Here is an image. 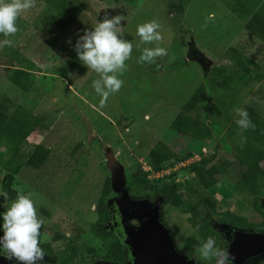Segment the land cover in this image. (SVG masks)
<instances>
[{"label": "rangeland", "instance_id": "374dc122", "mask_svg": "<svg viewBox=\"0 0 264 264\" xmlns=\"http://www.w3.org/2000/svg\"><path fill=\"white\" fill-rule=\"evenodd\" d=\"M70 1L80 9L75 20L67 21L35 0L36 6L17 18L18 31L0 38V103L8 115L23 106L41 121L24 152L30 154L41 145L50 150V155L38 170L23 167L15 177L16 189L30 196L37 216L44 221L40 234L43 241L50 240L54 232H75L79 228L78 264L85 261L88 248L103 247L91 228L99 217L96 205L106 179L110 181V191L104 206L111 215L115 206L128 213V205L135 201L162 202L160 197L150 200L135 193L129 186L130 179L148 163V154L156 143H171V122L200 85L205 87L208 98L191 115L199 116L215 134L209 146L222 140L227 128L237 121L235 109L249 106L264 117V37L255 35L254 27H245L217 0H189L182 14L177 11V0ZM212 13L214 19H207ZM118 14L124 17L121 38L131 42L133 49L125 61L126 70L117 74L122 87L110 94L102 106V97L92 86L100 76L81 63L75 45L79 36L93 29L105 15L111 18ZM152 21L160 25L157 31L163 39L142 43L137 27ZM155 47L166 49L167 55L157 57L151 64L138 62L144 48ZM229 48L244 51L258 63L260 71L251 75L245 89L233 88L234 103L227 113L221 104L216 105L220 86L210 82V74L213 68L233 70L227 56ZM22 59L35 75L26 93L6 79V70L17 67ZM72 60L74 64H70ZM227 97L222 94L219 98ZM229 115L231 121L227 122ZM214 121L222 122L224 127L212 125ZM229 154L225 149L217 152L214 161L222 163ZM237 171L235 165L227 168L209 191L201 190L187 170H178L164 180L149 181L153 186L166 181L181 183L180 195L188 202L208 196L215 201L218 213L230 211L250 221L259 220L249 200L232 190ZM4 174L0 168V193ZM260 191L264 214V180L260 181ZM12 202L0 197V214ZM161 207L162 217L171 225L179 246L200 256L197 249L203 243L187 221L186 205ZM202 213L216 230L231 229L219 215L208 210ZM2 223L0 215V233Z\"/></svg>", "mask_w": 264, "mask_h": 264}, {"label": "trees", "instance_id": "16d2710c", "mask_svg": "<svg viewBox=\"0 0 264 264\" xmlns=\"http://www.w3.org/2000/svg\"><path fill=\"white\" fill-rule=\"evenodd\" d=\"M39 1L67 21L75 20V17L80 12L79 7L70 0ZM217 1L241 23L246 25L245 27H254L255 35L259 34L264 37V0ZM188 2L189 0H177V11L179 14L184 12ZM3 37L4 35L0 33V38ZM227 56L230 63L233 64V70L228 71L222 67L213 68L210 74V82L212 84L219 83V97L222 94L229 97L223 98V100L218 97V100H216V105L221 104V109L229 113V107L234 103L231 93L234 92L233 88L245 89L248 86L251 75L259 74L260 66L246 55L244 51L240 52L234 48H229ZM74 61L72 60L70 64H74ZM26 63L22 59L17 67L6 70V79L23 93H26L31 87L35 77L31 72L33 68L28 67ZM207 98L208 93L205 87L200 85L171 122L168 132L171 143L169 145L162 141L156 143L148 154V164L155 171H158L167 164L173 165L187 159L193 152H201L203 148L210 149V151L214 149V152H209L210 154L204 156L198 164L186 168L194 177L197 186L203 191L211 190L216 185L217 179L226 174L227 168L235 165L238 171L233 179L232 190L248 199L249 206L253 211L263 214L259 198L261 196L260 181L264 180V117L254 108L244 106L242 109L247 111L249 118L255 125V129L242 130L234 121L227 128L221 138L222 140H218L214 146H209L215 138V134L210 126L203 122L199 116L194 117L191 115L198 110L199 105L207 101ZM239 118L237 115L236 119L238 120ZM226 121H231L230 115L226 118ZM211 124L216 126L224 125L220 121H214ZM40 126L41 121L39 118L25 107L17 106L8 115L2 109L0 103V149H3L0 152V168L5 171L1 180V193L6 192L8 194V202L15 201L17 196L21 194L16 189L15 177L22 168L26 166L38 170L50 155V150L41 145H37L30 154L24 152V147L27 145L29 137ZM197 145H199V149H196ZM224 149L230 153L229 158H224L222 163L215 162L217 152ZM129 186L143 198L151 200L155 199V197H160L163 205L169 204L180 207L185 204L189 214L187 221L203 242H206L207 238L211 236L217 244L216 230L203 216V210L217 214L221 220L231 224L235 222L242 223L245 220L230 211L218 213L215 201L208 196H203L196 202H188L187 198L180 195V190L183 188L181 183H169L166 181L159 186H153L142 170L133 173ZM109 191L110 181L106 179L96 205V212L99 217L91 228L95 235L102 236L103 230L100 227L102 224L107 223L110 217L109 212L104 207L105 197ZM79 231L78 228L75 233L79 234ZM58 236L56 235L54 239H58ZM68 247L73 248L69 257H74L76 255V245L68 244Z\"/></svg>", "mask_w": 264, "mask_h": 264}, {"label": "clouds", "instance_id": "9594fccd", "mask_svg": "<svg viewBox=\"0 0 264 264\" xmlns=\"http://www.w3.org/2000/svg\"><path fill=\"white\" fill-rule=\"evenodd\" d=\"M36 6L35 0H10L5 3L0 0V33L5 37L14 35L18 28L17 18ZM214 13L207 19H214ZM124 21L123 15L104 18L91 30L86 29L80 35L76 45L78 59L88 69L99 74L100 79L93 81V88L102 97L103 106L109 95L116 93L122 87L123 81L117 74L126 70L125 61L131 57L133 45L122 39ZM160 25L156 21L141 24L137 27V35L142 43L158 42L163 39L157 31ZM71 43V40L68 41ZM11 44V41H8ZM167 55V50L161 47L144 48L139 63H154L157 57ZM111 73V75H109ZM236 114L240 117L236 123L242 130L255 129V125L246 110L237 108ZM0 197L7 201L8 194L0 193ZM3 236L0 237V256L17 264H38L44 261L45 252L40 247V228L44 221L37 216V210L30 196L19 194L10 207L2 214ZM204 260L215 258L216 264H228L229 253L216 246V241L209 236L198 249Z\"/></svg>", "mask_w": 264, "mask_h": 264}, {"label": "flooded vegetation", "instance_id": "af4514ba", "mask_svg": "<svg viewBox=\"0 0 264 264\" xmlns=\"http://www.w3.org/2000/svg\"><path fill=\"white\" fill-rule=\"evenodd\" d=\"M162 204L163 201L158 207V213L154 214L156 206H151L148 202L140 209L142 212H138V218H127L118 211L119 206H115L117 209L110 214L108 222L102 224L105 227L102 236L95 235L101 240L103 247L100 250L88 248L85 261L78 264H181L176 261L179 257L193 260L196 264H216L215 258L204 260L198 254L189 253L179 246L171 225L162 217ZM134 213L136 214L130 211L131 215ZM257 215L259 220L250 221L242 217L245 219L242 223L231 224L224 221L231 229H215L216 246L230 254L228 264H264V214ZM56 235H59L58 239H54ZM77 235L74 231L54 232L48 241H43L40 236V247L45 252V258L38 264H77ZM2 236L3 233H0V237ZM197 237L204 243L198 235ZM68 244L76 245L74 257H69L73 248L68 247ZM0 264L17 262L0 256Z\"/></svg>", "mask_w": 264, "mask_h": 264}, {"label": "built area", "instance_id": "2783aa9c", "mask_svg": "<svg viewBox=\"0 0 264 264\" xmlns=\"http://www.w3.org/2000/svg\"><path fill=\"white\" fill-rule=\"evenodd\" d=\"M209 152L210 149L203 148L201 152H193L187 159L173 165L167 164L158 171H155L148 163H145V165L141 167V170L146 175V178L151 181L168 178L178 170L185 171L189 166L198 164Z\"/></svg>", "mask_w": 264, "mask_h": 264}, {"label": "water", "instance_id": "95a60500", "mask_svg": "<svg viewBox=\"0 0 264 264\" xmlns=\"http://www.w3.org/2000/svg\"><path fill=\"white\" fill-rule=\"evenodd\" d=\"M162 201V200H161ZM162 202H155L154 204H152L151 206H156L155 207V212H154V214L156 213H158V207H159V205L161 204ZM146 204H148V202H146V201H139V202H132V203H130L129 205H128V213H125L124 212V210H122L121 209V207L119 206V211H121L120 213H122V214H125L126 216H127V218H131V217H137L138 218V212L139 213H141L142 211L140 210L143 206H145ZM134 211V212H136V214L134 213V214H130V211ZM132 247H133V250H134V248H135V244H133L132 245ZM154 260H152V262H153ZM176 261H178V262H180L181 264H196L193 260H189V259H184V258H182V257H179V258H177L176 259ZM139 263V262H138Z\"/></svg>", "mask_w": 264, "mask_h": 264}]
</instances>
